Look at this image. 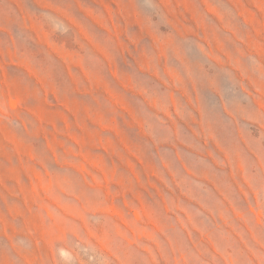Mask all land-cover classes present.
Wrapping results in <instances>:
<instances>
[{
  "label": "rangeland",
  "instance_id": "1",
  "mask_svg": "<svg viewBox=\"0 0 264 264\" xmlns=\"http://www.w3.org/2000/svg\"><path fill=\"white\" fill-rule=\"evenodd\" d=\"M255 118L264 0H0V264H264Z\"/></svg>",
  "mask_w": 264,
  "mask_h": 264
},
{
  "label": "crops",
  "instance_id": "2",
  "mask_svg": "<svg viewBox=\"0 0 264 264\" xmlns=\"http://www.w3.org/2000/svg\"><path fill=\"white\" fill-rule=\"evenodd\" d=\"M224 108L227 107L224 105ZM252 120L262 127L259 131L263 137L260 148L255 151L256 159L255 162L253 161L255 166L233 165L234 162L244 164L243 159L245 158L239 151V148L245 149V145L241 141L245 142V129L237 123L235 130V136L238 138V142L235 144L236 149L234 146V150L237 152L231 154L225 146V190H221L215 181L213 183L225 196V213H229L232 217L236 215L239 223H246L250 220L249 216L253 215L252 220L255 221L253 226L243 223L244 231H242V223L238 224L237 235L239 239L245 238L249 234L258 239L264 246V123L256 118ZM225 125L229 127L228 121ZM229 132L230 129L225 130V134H229ZM254 174L257 175L256 179L253 177ZM250 198L254 201L252 206L255 208V215L249 212Z\"/></svg>",
  "mask_w": 264,
  "mask_h": 264
}]
</instances>
